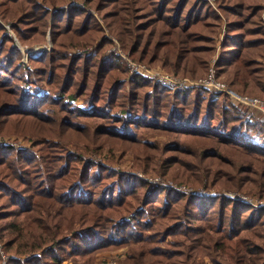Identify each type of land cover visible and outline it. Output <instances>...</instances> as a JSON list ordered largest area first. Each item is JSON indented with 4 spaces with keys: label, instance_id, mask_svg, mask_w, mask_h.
<instances>
[{
    "label": "trees",
    "instance_id": "trees-1",
    "mask_svg": "<svg viewBox=\"0 0 264 264\" xmlns=\"http://www.w3.org/2000/svg\"><path fill=\"white\" fill-rule=\"evenodd\" d=\"M263 2L215 0L214 7L209 0H0V133L36 138L20 149L0 142L6 264H98V252L123 246L126 264H202L199 257L219 251L216 264H264V206L192 194L218 182L236 191L251 183L264 198V120L253 115L258 111L234 104L225 92L171 93L129 74L116 50L120 44L136 61L202 77L207 55H191L213 51L223 14L228 35L216 76L225 75L239 94L264 98ZM48 32L52 48L28 55L26 65L23 50L46 43ZM185 67L188 73L177 71ZM140 129L174 137L172 165L149 152L159 148L142 140ZM82 130L91 134L84 136L87 151L137 148L143 163L158 161L162 175L171 168L174 181L189 184L191 192L148 188L146 180L53 141L65 145L69 134ZM186 138L193 143H181ZM176 214L200 224L174 230L166 221ZM168 234L182 239L161 246Z\"/></svg>",
    "mask_w": 264,
    "mask_h": 264
},
{
    "label": "rangeland",
    "instance_id": "rangeland-1",
    "mask_svg": "<svg viewBox=\"0 0 264 264\" xmlns=\"http://www.w3.org/2000/svg\"><path fill=\"white\" fill-rule=\"evenodd\" d=\"M209 1H210V3H212V5L214 7H216L215 0H209ZM263 7H264V2H263ZM260 14H261V17L263 18V23H264V10H263V12L261 11ZM221 17H222V20H221L220 27L212 35V40H213L212 44L214 46L213 51H211L210 53H207V54L203 53V52H198V53H194L193 55H191L192 59L194 56H197V59H198L199 56L205 57L207 55V60H208L207 65H209V66H207V68H206L207 69L206 74H207L209 67L211 66L213 60H215L213 67L216 70V64H217L218 60L221 59V56L223 53V48H224L223 47L224 41L226 40V37L228 35L227 20L223 14L221 15ZM46 39H47L46 43L34 45L30 50H28V52H26V54L24 51L25 49L23 50L24 55H23L22 61L26 65H29L28 64V55L33 54L40 49H45V48L51 49L52 48L53 43H52L49 32L47 34ZM198 44L205 46L204 48H208V49L211 48V46L208 44V42L199 41ZM119 47L121 48L120 44H119ZM163 48L166 49L168 47H163ZM206 52H209V50H207ZM167 55L169 56V58H173L171 56H174L175 53L174 52H171V53L168 52ZM137 62H139V61H137ZM139 63L146 64L144 62H139ZM188 64L190 66H194L195 68L197 66H199L197 64H194V60H190ZM146 65H148V64H146ZM148 66L153 67V68L163 69L166 72H168L174 76H177V75L169 72V70L167 71V69L162 67V65L159 66L158 64H156V65H148ZM166 67L168 69H171L168 66H166ZM177 71L188 73L187 72L188 68L185 67L184 71H183V69H180ZM215 73H216V71H215ZM183 77L193 78L189 75H185ZM216 78H217V76H216ZM222 78L223 79H220V77H218L217 79L220 80L221 83H224L225 85H227L230 89L234 90L235 92H237V93L240 92L236 88L231 87L230 85L227 84L228 81H227V77L225 75H222ZM20 84H22V86H24L23 83L20 82ZM184 89H191L194 94H195V92H198L199 94H202L204 96L208 95V93H209L207 90L202 89V88H184ZM169 90L171 93H174L176 91V90H172L170 88H169ZM177 90H181V89H177ZM205 91H207L208 93H206ZM210 93H212V96L215 97V95H213V92H210ZM253 113H254L253 115H255L257 117L261 116L262 119L264 120L263 116L260 113H258V112H253ZM83 124L86 125L85 123H83ZM84 125H82V126H84ZM140 130H142L143 132L140 131L138 136L142 140H146L145 142H149V143L153 144L155 147L159 148V149L156 148V150H150L149 152L157 153L158 156L163 158L164 160H166L168 158V165H170L171 164L170 163V157L176 156L178 154L175 150H169L168 151V149L172 148L169 146L173 145L174 142H176L174 137L171 134L163 132L161 130H153V129H148V130H152V131H145L143 129H140ZM82 131L83 132H74V133H78V135H76V134L70 135L69 134V137H66L67 135H64L68 139V140L64 141L65 145L62 144V139H58L56 141L53 140V141L57 142L59 144L61 143V145L64 146L65 150L70 152V153H75V154H80V155L82 154V156H85V157H89V155H92L95 160L105 164L106 166L113 168V170H115L117 172H124V173L128 174L129 176H134L137 178L136 179L137 181H138V178L142 179V180H146V182L148 183V188H153V186H155V187L162 186L166 189L177 190L178 192L185 193L186 191L180 190V187H184L187 189L188 193L191 192V189L187 187V186H189V184H186L185 182H182V183L176 182L178 180L174 181V174L175 173H174V171L171 170V168H169L168 171L165 170L166 174L162 175L160 172L157 171L156 165L158 164V161H155V162L153 161L151 163V165H147L146 162L143 163V159L137 155L136 151H140L137 148H135L133 150H131V149L123 150V149H120V147H116L117 149L114 148L111 151H107L108 147L106 146L103 149V152L98 153V154H101L100 156H102V157L97 156L98 154L96 152L92 153V152L87 151L84 136L86 134L87 135H91V134H88V132L86 130H82ZM91 132H92V129H91ZM8 134H10V135H8ZM6 140L9 142H12V143H20L26 148V147H29L32 142L36 141V138L32 137V136H27L24 134L23 135H17V133H15V132L0 133V142L6 141ZM186 142H192V141H191V139L186 138L181 143H186ZM178 144H180V143H178ZM178 144L175 143V146H178ZM117 145H120V144H117ZM117 145H115V146H117ZM135 146H139V145H135ZM175 146H173V148H175ZM20 148L21 147H19L18 149H20ZM178 156H182V157L186 158L182 154H180ZM166 164H167V162H166ZM181 180H183V179L181 178ZM216 186L217 187L213 188L212 190L202 189V188L199 189L196 187L195 188L191 187V188H194V190L192 191L193 192L192 194L206 195V196H210V195H217V196L219 195L220 196V195H229L228 193H236L238 195L247 196L251 199L264 200V198H257L256 193L257 194L259 193V188L256 187V184L246 183L242 191H236V190L232 189L230 186H226L220 182H218V184ZM166 224L174 225V230H177L178 228H183L185 226H186V230H187L190 226H198V224H200V222H197V223L191 222L190 219H188V218L184 219V218H182L176 214L175 217H171L170 219H168L166 221ZM178 224H180L181 227H179ZM259 231H262V230H259ZM170 232H174V231L171 230ZM173 238L182 239V237L180 235L168 234L166 239H164L163 241H160V245L165 246L166 241H169L170 239H173ZM255 240L257 242H260V240H258L256 238H255ZM127 249H128L127 247L123 246V247H119L116 249L100 251L96 255V262L98 264H105V263H102L103 258H109V259L115 258V259H111V260H116V264H126L124 262L127 259V257H126V250ZM201 260L203 262L202 264H216L215 262L220 263V251L216 255L211 256V257L206 256V255L204 257H199L196 262L198 263Z\"/></svg>",
    "mask_w": 264,
    "mask_h": 264
},
{
    "label": "built area",
    "instance_id": "built-area-1",
    "mask_svg": "<svg viewBox=\"0 0 264 264\" xmlns=\"http://www.w3.org/2000/svg\"><path fill=\"white\" fill-rule=\"evenodd\" d=\"M118 47V48H117ZM116 47L117 52L124 59L126 66L128 67L129 74L131 75H140L143 77H147L153 79L156 82L161 83L162 85L169 87L172 90L184 89V88H202L208 90L209 92H213V94H217L220 92H225L230 95L231 101L237 105H244L250 111H258L264 117V98L258 97H250L248 95H242L234 90L230 89L224 83H221L220 80L216 78L215 69L213 67L214 61H212L211 66L207 74L203 77L199 78H186L180 76H174L163 69L153 68L146 64L139 63L128 56L126 53L120 49L119 46ZM5 143H12L9 141H3ZM18 147H24L20 143H13ZM180 190L186 191L187 189L184 187H180ZM230 197L241 199L244 202H248L254 206H264V200L260 199H251L244 195H238L236 193H228ZM0 255L2 257V261L0 264H6L7 259L10 257L7 255L2 246L0 245ZM115 259V258H111ZM109 258H103L102 261L105 264H116V260H111Z\"/></svg>",
    "mask_w": 264,
    "mask_h": 264
},
{
    "label": "water",
    "instance_id": "water-1",
    "mask_svg": "<svg viewBox=\"0 0 264 264\" xmlns=\"http://www.w3.org/2000/svg\"><path fill=\"white\" fill-rule=\"evenodd\" d=\"M264 118V117H263Z\"/></svg>",
    "mask_w": 264,
    "mask_h": 264
}]
</instances>
